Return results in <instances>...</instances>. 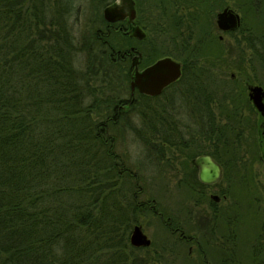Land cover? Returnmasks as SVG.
I'll use <instances>...</instances> for the list:
<instances>
[{
  "label": "trees",
  "instance_id": "trees-1",
  "mask_svg": "<svg viewBox=\"0 0 264 264\" xmlns=\"http://www.w3.org/2000/svg\"><path fill=\"white\" fill-rule=\"evenodd\" d=\"M238 1L240 30L264 33V0ZM69 2L0 0V264H131L128 250L134 246L127 229L143 203L134 200L137 174L124 166L114 146V130L121 129L115 126L125 121L127 110H136L139 125L129 129L144 143L159 138L162 145L181 148L177 185L190 194L206 187L190 161L199 154H210L224 178L241 170L239 158H227L241 152L238 97L215 83L212 43L199 35L190 46L174 42L185 52L183 75L174 87L189 94L185 101L194 99L189 110L203 141L199 148L167 139L175 108L150 102L163 94L136 90L135 97L130 89L128 99L121 96L119 81L128 88L130 64L115 60L109 46L87 45L67 21ZM84 47L88 59L82 70L76 55ZM160 54L144 58L142 66ZM257 56L264 67V48ZM221 193L229 195L226 188ZM159 212L160 220L166 218Z\"/></svg>",
  "mask_w": 264,
  "mask_h": 264
},
{
  "label": "rangeland",
  "instance_id": "rangeland-1",
  "mask_svg": "<svg viewBox=\"0 0 264 264\" xmlns=\"http://www.w3.org/2000/svg\"><path fill=\"white\" fill-rule=\"evenodd\" d=\"M69 1L71 10L67 21H73L75 29L82 30L86 25L84 6L87 5V2L85 0ZM227 1L232 6L235 0ZM204 28L205 25L200 22L191 35L187 29L183 35L186 40L185 45H192L196 41L194 37L203 34ZM189 35L190 37L187 39ZM154 38L156 50L162 52L160 55H164L163 52L165 54L170 52L178 59L185 55V52L177 48L169 36L154 34ZM209 43L207 38L205 44ZM211 47L215 52L212 65L217 55L220 56L218 58H226L222 65L214 68L218 78H230V74L234 73L236 80L241 82L233 87L236 89L234 94L238 97L235 103L242 116L240 123L244 128L241 152H253L260 155L239 158L240 161L236 162L238 164L236 169L241 170H236L237 172L230 170L227 178H224V173H222L215 188L198 186L194 193L190 194L189 191L178 187L181 185H177L181 178L177 175L180 172L179 163L184 158L180 151L181 148L178 149L176 146L166 143L162 145L159 138H156L152 143H144L132 128L129 129L132 125H137L136 127L139 125V118L134 115L137 114L136 110H127L125 121L121 118L120 123L115 126L117 128L120 125L121 129L114 130L116 135L114 146L116 152L122 157L124 166L129 168L133 174H137L138 178L133 177L132 180L134 200L137 203H143L142 210L136 212V216L132 219V224L127 230L131 234L134 225L139 224L151 239L148 246H134L128 250L131 264H207L199 257L198 240L201 241L202 253L206 255L208 264H221V254L220 258L218 257L219 249L227 242H231V239L238 251V262L235 264H254L250 252L254 243L256 248H258L257 246L264 248V136L261 133V124L258 125L260 120L258 113L248 99L247 87L244 84V80H250L251 83L264 86V67L259 59L247 63V58L252 56V49L248 55L243 51V48L233 47L225 49L223 52L215 44H212ZM87 52V48L84 47L76 55V64L82 70L87 68ZM119 84L123 89L121 96L128 99L130 97L129 84H127L128 88H124L121 81ZM137 95L138 93H135V97ZM185 95L187 97L182 94L175 96L176 98L180 97V101L177 102L179 108L175 114L170 116L173 119L168 124L166 137L168 140L178 143L181 139L182 143L192 141V144L196 143L201 148L203 141L199 137L198 127L190 115L192 105L189 107V103L191 104L194 99L190 97V102H187L185 99L189 94L185 92ZM164 99L165 97L159 98V100L151 99L150 102L155 104L160 100L164 101ZM213 111L216 121L220 120L221 117L217 115L218 109L213 108ZM180 120L189 124L188 127L186 125L183 127ZM127 121H134V123L126 124ZM181 128L184 130L182 135L179 134ZM111 132L113 133V131ZM232 156L227 155V158L233 160ZM237 173L244 174V176H239ZM223 188L224 190L228 188L229 195L221 193ZM234 191L236 192L234 193ZM212 194L217 195L219 200H215ZM152 202L156 203L157 207H154ZM157 208L166 214V218L160 220L159 217L162 215L156 210ZM165 219H170L171 226L172 222L176 223L172 228L182 229L189 236L187 244L179 239L178 233L171 232ZM229 233H235V236L230 238ZM255 234H261V236L253 239ZM217 249L218 251H216Z\"/></svg>",
  "mask_w": 264,
  "mask_h": 264
},
{
  "label": "flooded vegetation",
  "instance_id": "flooded-vegetation-1",
  "mask_svg": "<svg viewBox=\"0 0 264 264\" xmlns=\"http://www.w3.org/2000/svg\"><path fill=\"white\" fill-rule=\"evenodd\" d=\"M85 2H87V5L84 6L86 25L85 28L80 31L84 38L87 39L86 43L88 42L91 44L89 46L87 43V45L89 47H101L103 45L109 46L112 51L111 56H115V60H122L130 64L129 78H131L133 62L136 57L139 60V68L141 69L151 64L156 59L166 55L172 56L181 61L173 55L164 54L157 57L151 63L142 66L144 58H151L158 52L155 48L156 40L154 34L167 35L173 42H184L186 40L183 35H185L186 30L189 29L191 35L194 29L199 26L200 22L205 25V28L202 31L203 34H200L199 37L203 43H205L208 38L210 43L215 44L217 48H221L223 52L225 49L237 47L243 48L245 53L249 55V51L252 49V56L247 58V63L252 62V60H258L259 57L257 56V52L259 54V52L262 51L261 48H264L263 32H251L249 27L246 26L240 30V26L243 22V12L241 10V3L238 0L233 1L232 6L227 0H85ZM225 8L232 9L235 13L239 14L240 22L235 29H222L218 25V14ZM138 27L145 33L142 37H139L135 33ZM190 35L187 36V39H189ZM195 38L196 37H194V39ZM110 39L113 40L114 47L111 45ZM218 57L220 56L217 55L215 57L211 68L213 70V77L217 87L219 89L229 87L232 88V91H236L233 87H236L237 84H241V82L236 80L234 73L230 74V78H218L219 76L216 74L214 68H218L226 61V58ZM179 79L169 84L159 94H163L162 97H165V104H170L171 107L175 108V111L179 108V103L177 102L180 101V97H176L184 92L181 91L180 88L178 89V87H174L178 84ZM244 84L247 87L248 99L252 103V100L248 95L249 87L261 84L251 83L250 80H244ZM261 86L264 88L263 85ZM252 106L258 113L260 119L258 125L260 126L261 124V133L264 136V114L258 111L253 103ZM256 155L260 154L253 152L245 153V151H243L240 154L233 155L232 158H243V156L256 157ZM218 182L213 184H203L206 185V188L213 189ZM165 223L168 224L172 233H178L179 239L187 244L189 236L185 234L182 229L172 228L169 221H165ZM228 236L232 238L235 236V233H229ZM260 236L261 234H255L253 239L259 238ZM197 244V251L200 255L199 257L201 261L207 262L208 264L209 262L206 260V255L202 253L201 241L198 240ZM257 247L258 248L255 247L254 243L253 248H251L250 251L251 259L254 264H264V248H261L260 246ZM216 251H218V249ZM218 253L219 258L221 254V264H235L238 262V251L235 248L232 239L231 242L229 241L224 244L219 249Z\"/></svg>",
  "mask_w": 264,
  "mask_h": 264
},
{
  "label": "water",
  "instance_id": "water-1",
  "mask_svg": "<svg viewBox=\"0 0 264 264\" xmlns=\"http://www.w3.org/2000/svg\"><path fill=\"white\" fill-rule=\"evenodd\" d=\"M239 22V14L232 9L225 8L218 14V25L222 29H235ZM135 33L139 37L145 34L139 27ZM181 75L182 62L172 56L160 57L142 69L139 68V60L136 57L129 82L131 94L137 90L149 96L159 95L165 87L178 80ZM248 95L257 110L264 114V88L261 85H252L249 87ZM190 161L198 169V179L202 183L213 184L221 179L222 167L210 154L197 155ZM212 197L219 200L215 194H212ZM130 243L133 246H148L151 239L143 231L142 226L136 224L130 234Z\"/></svg>",
  "mask_w": 264,
  "mask_h": 264
}]
</instances>
